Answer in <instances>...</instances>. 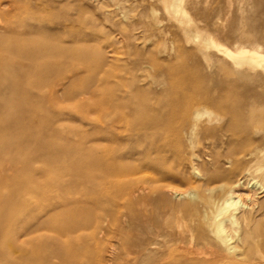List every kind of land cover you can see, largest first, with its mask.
Wrapping results in <instances>:
<instances>
[{
    "label": "rangeland",
    "instance_id": "rangeland-1",
    "mask_svg": "<svg viewBox=\"0 0 264 264\" xmlns=\"http://www.w3.org/2000/svg\"><path fill=\"white\" fill-rule=\"evenodd\" d=\"M263 1L0 0V50L8 42L27 46L47 38L76 52L72 60L61 61L63 72L47 77L53 92L45 87L32 94L18 133L0 132L7 140L0 224L15 220L0 232L6 258L43 264L41 256L47 254L50 264H132L131 247L144 237L137 227L149 220L150 200L134 203L118 189L121 193L129 182L141 186L155 176L146 162L156 156L148 153L149 131L136 120L164 110L174 95L182 100L181 92L200 85L261 90L259 76L254 81L232 76L216 46L264 49ZM166 2L175 7L168 10ZM184 22L193 28L186 31ZM195 30L212 61L209 68ZM14 99L0 93V124L18 123L12 106L1 108ZM173 152L169 148L162 155L172 161ZM44 155L51 159H40ZM82 162L93 164L84 170L89 180L65 170ZM171 177L179 191L197 180L191 174ZM99 218L113 222H104L100 230ZM182 225L188 224L183 220ZM255 229L264 237L263 219ZM0 264H7L1 254Z\"/></svg>",
    "mask_w": 264,
    "mask_h": 264
},
{
    "label": "bare ground",
    "instance_id": "bare-ground-1",
    "mask_svg": "<svg viewBox=\"0 0 264 264\" xmlns=\"http://www.w3.org/2000/svg\"><path fill=\"white\" fill-rule=\"evenodd\" d=\"M165 7L169 10L175 6L166 2ZM184 24L186 31L193 28L188 22ZM195 32L209 68L212 61L204 52L205 44L198 40L200 32ZM6 44L0 50V93L12 94L15 101L1 108L12 106L19 118L17 124H0V132L13 136L27 113L25 104L33 101L42 88L53 92L54 86L47 77L63 72L61 61L72 60L76 52L47 38L27 46L18 42ZM216 48L223 53L232 76L250 81L259 76L261 90L229 86L210 90L200 85L198 90L181 92L182 100L174 95L167 108L152 111L150 117L139 115V127L149 131L148 138L153 142L148 153L156 156L146 162L155 176L141 186L129 182L121 193L118 189L120 196L135 199L134 203L145 197L150 200L149 220L137 227L144 237L137 238L131 247L132 264H264V237L254 233L259 221H264V201H260L264 199V49L258 45H240L232 50ZM5 139L0 134V172L6 160ZM169 148L174 149L172 161L162 155ZM44 158L51 156L40 159ZM95 164L100 162L96 160ZM92 165L71 164L65 170L89 180L90 174L85 175L84 170ZM131 170L136 173L135 168ZM190 174L197 178L190 189L179 191L171 184V176L184 179ZM23 197L21 202L26 206ZM197 205L201 206L200 211ZM176 212L181 213L180 218ZM183 220L188 224L185 227ZM14 222L10 218L0 224V232ZM104 222L109 225L113 221L99 218L96 226L103 230ZM0 254L7 264H31L29 260L11 261L9 256L6 258L7 252ZM50 258L45 254L40 261L50 264Z\"/></svg>",
    "mask_w": 264,
    "mask_h": 264
}]
</instances>
